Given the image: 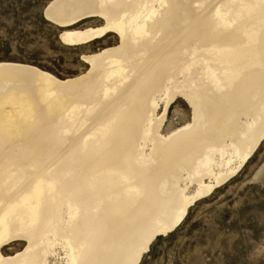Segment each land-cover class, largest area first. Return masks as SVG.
Listing matches in <instances>:
<instances>
[{"label": "bare ground", "instance_id": "obj_1", "mask_svg": "<svg viewBox=\"0 0 264 264\" xmlns=\"http://www.w3.org/2000/svg\"><path fill=\"white\" fill-rule=\"evenodd\" d=\"M44 17L103 21L65 45L119 42L66 79L0 62V264H141L264 141V0H51ZM179 98L191 118L165 130Z\"/></svg>", "mask_w": 264, "mask_h": 264}, {"label": "rangeland", "instance_id": "obj_2", "mask_svg": "<svg viewBox=\"0 0 264 264\" xmlns=\"http://www.w3.org/2000/svg\"><path fill=\"white\" fill-rule=\"evenodd\" d=\"M50 1L0 0V28L5 33L15 29L17 35L27 29L24 34L28 37L19 45L0 44V62L33 65L66 79L87 71L82 55L119 42L115 34L109 33L82 46L65 45L60 40L63 31L100 27L103 21L94 17L60 28L44 17V9ZM190 118L188 104L179 98L168 110L165 130L181 126ZM209 235L219 236L223 241L218 250L213 249L217 264H260L264 260V141L236 177L194 204L175 231L153 242L148 264H185L191 259L192 246L200 245ZM21 245L24 246L16 242L5 249L13 253L20 250Z\"/></svg>", "mask_w": 264, "mask_h": 264}, {"label": "snow or ice", "instance_id": "obj_3", "mask_svg": "<svg viewBox=\"0 0 264 264\" xmlns=\"http://www.w3.org/2000/svg\"><path fill=\"white\" fill-rule=\"evenodd\" d=\"M23 28V26H21ZM27 29H24L17 35V30H9L5 33L3 28H0V44L15 43L17 45L25 43L28 37L25 36V32ZM178 223V221L174 220L173 224ZM151 238H149L150 240ZM223 241L219 236L209 235L207 239L202 240L200 245H193V251L191 254V259L185 261V264H217L216 259L213 257V249H219L222 245ZM151 252V247L149 241H144L141 243L140 248L138 250V255L144 257L142 264H148V256ZM179 264V262H177ZM260 264H264V260L260 261Z\"/></svg>", "mask_w": 264, "mask_h": 264}]
</instances>
